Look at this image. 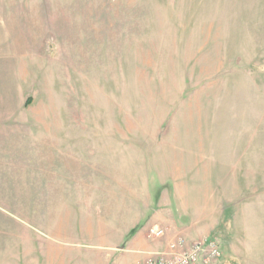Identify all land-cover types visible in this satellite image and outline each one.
Segmentation results:
<instances>
[{
  "label": "rangeland",
  "instance_id": "1",
  "mask_svg": "<svg viewBox=\"0 0 264 264\" xmlns=\"http://www.w3.org/2000/svg\"><path fill=\"white\" fill-rule=\"evenodd\" d=\"M12 13L24 19L10 47L34 71L29 104L78 141L82 156L67 148L59 167L84 186L51 227L18 226L0 196V264H125L107 249L125 247L124 213L170 174L237 166L264 188V0H0V14ZM151 239L160 245L141 264L206 240L171 250L178 241ZM209 240L219 254L205 249L207 264H232Z\"/></svg>",
  "mask_w": 264,
  "mask_h": 264
},
{
  "label": "crops",
  "instance_id": "2",
  "mask_svg": "<svg viewBox=\"0 0 264 264\" xmlns=\"http://www.w3.org/2000/svg\"><path fill=\"white\" fill-rule=\"evenodd\" d=\"M12 16L0 14V196L16 206L18 216L6 214L18 226L51 227L66 218L68 206L82 202V173H67L59 167L66 161L67 148L80 157L82 149L77 140L67 142L64 123H41L37 118L41 114L29 104L34 93V71L27 65V56L19 59L8 40L13 22L24 18L16 13ZM7 20L12 22L7 25ZM19 27L17 30H22ZM35 128L41 129V137L37 138ZM236 160L242 164L240 158ZM255 175L243 174L242 167L235 166L233 171L225 167L218 174L203 168L196 177L170 174L159 181L151 180L145 207L142 201L136 206L131 199L133 208L124 213L123 241L128 237L125 247L117 249L118 243L107 249L113 257L122 252L125 264H141L160 245L151 238L163 237L161 243L171 244L213 236L223 258L232 264H263L264 188H258ZM115 228L114 223L107 225L111 233ZM158 230L163 235L154 237L151 231Z\"/></svg>",
  "mask_w": 264,
  "mask_h": 264
},
{
  "label": "built area",
  "instance_id": "3",
  "mask_svg": "<svg viewBox=\"0 0 264 264\" xmlns=\"http://www.w3.org/2000/svg\"><path fill=\"white\" fill-rule=\"evenodd\" d=\"M155 237H160L162 235L161 230L158 231H151ZM181 243H183L182 240H178V242L170 245V249L171 250H175L177 249V247H179L181 245ZM180 248V247H179ZM205 249H208L210 254L209 258H216L218 257V247L216 245V242L214 240H209L206 239L203 244H192L191 247L186 250L185 252L181 253L180 257L178 260H173V261H164L163 259L159 258L158 261H153V260H149L147 262V264H198V263H202V264H207L210 262V259H203V255L205 254Z\"/></svg>",
  "mask_w": 264,
  "mask_h": 264
}]
</instances>
